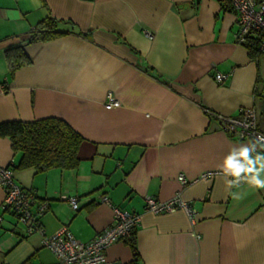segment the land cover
<instances>
[{"label": "crops", "instance_id": "1", "mask_svg": "<svg viewBox=\"0 0 264 264\" xmlns=\"http://www.w3.org/2000/svg\"><path fill=\"white\" fill-rule=\"evenodd\" d=\"M48 15L66 21L64 33L24 44L30 63L10 76L4 50ZM236 30L229 0H0V123L56 117L84 139L76 169L36 172L17 170L20 155L0 136V164L14 166L16 183L35 193L31 209L47 202L37 218L45 234L65 226L88 242L116 206L139 216L138 255L126 239L107 249L110 260L264 264V189L244 181L229 188L221 167L249 141L230 137L208 113L252 106L264 133V53L255 58ZM215 71L228 76L217 82ZM108 93L118 107H104ZM62 195L76 196L79 208ZM176 195L189 212L145 210V197ZM3 197L0 187V205ZM0 216V264H63L40 232L27 235L8 211Z\"/></svg>", "mask_w": 264, "mask_h": 264}, {"label": "built area", "instance_id": "2", "mask_svg": "<svg viewBox=\"0 0 264 264\" xmlns=\"http://www.w3.org/2000/svg\"><path fill=\"white\" fill-rule=\"evenodd\" d=\"M229 3L237 13L236 42L246 44L247 39H256L257 53H264V0H229ZM227 76L228 74L220 71L214 73L217 82H222ZM118 106L119 101L112 93H108L104 107L111 109ZM208 113L219 120L222 130L230 137L249 141V147L255 143L256 149L252 153H264V147H261L264 145V140L257 142V138L264 136V133L257 128L256 110L252 106L240 108L235 116L209 111ZM13 167L11 164L6 166L0 164V187L4 191L0 211H8L23 226L27 235L36 231L40 232L42 245L50 249L55 259L63 264H124L121 261L108 259L107 249L113 243L132 236L139 223L137 214L112 206L111 224L88 242H82L75 238L65 226L60 227L53 234L47 235L38 227L37 223L38 216L48 206L47 202L39 203L35 212L31 209L36 195L32 190L22 188L16 183ZM215 174V171H207L203 176L212 178ZM179 180L182 184L186 182L182 174H179ZM61 198L66 200L73 210L79 208L76 196L62 195ZM100 200L111 205L107 195H102ZM177 207H182L187 212L190 211V208L181 202L177 195L165 201L145 197V210L152 213L169 212Z\"/></svg>", "mask_w": 264, "mask_h": 264}, {"label": "trees", "instance_id": "3", "mask_svg": "<svg viewBox=\"0 0 264 264\" xmlns=\"http://www.w3.org/2000/svg\"><path fill=\"white\" fill-rule=\"evenodd\" d=\"M226 4L228 2L224 3V10L228 9ZM64 23L66 21L48 15L28 32L22 44L6 48L4 54L9 75L12 76L16 69L30 63L23 51L24 44L47 41L62 35L64 31H61L59 26ZM246 44L256 58L259 54L256 51L257 40L249 38ZM0 136L8 137L14 154L20 155L15 168L17 170L32 168L36 172L76 169L79 164L78 151L84 140L67 122L56 117L2 122ZM126 243L130 246L134 257H137L134 233ZM23 264H31V261L28 259Z\"/></svg>", "mask_w": 264, "mask_h": 264}, {"label": "clouds", "instance_id": "4", "mask_svg": "<svg viewBox=\"0 0 264 264\" xmlns=\"http://www.w3.org/2000/svg\"><path fill=\"white\" fill-rule=\"evenodd\" d=\"M264 140V136L257 138V142ZM264 147V145H261ZM256 144L242 146L239 149H233L228 156L225 157L222 164L223 174L233 177L226 180L225 183L229 188L238 186L242 181L257 188L264 189V156L256 155L252 158L250 153L255 151ZM258 165V166H257ZM235 199L239 197L233 193Z\"/></svg>", "mask_w": 264, "mask_h": 264}]
</instances>
